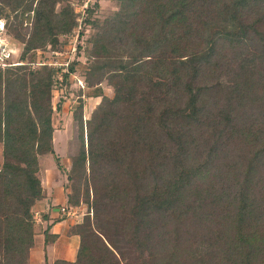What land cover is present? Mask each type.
Returning a JSON list of instances; mask_svg holds the SVG:
<instances>
[{"label": "trees", "instance_id": "trees-1", "mask_svg": "<svg viewBox=\"0 0 264 264\" xmlns=\"http://www.w3.org/2000/svg\"><path fill=\"white\" fill-rule=\"evenodd\" d=\"M81 13L73 0H0L24 42V62L0 66V264L30 263L40 155L62 166L55 82L61 71L69 85L79 60L35 54L61 49ZM91 14L84 76L101 98L87 117L83 96L73 104L66 201L87 211L68 231L76 259L53 264H264V0H119Z\"/></svg>", "mask_w": 264, "mask_h": 264}, {"label": "rangeland", "instance_id": "rangeland-1", "mask_svg": "<svg viewBox=\"0 0 264 264\" xmlns=\"http://www.w3.org/2000/svg\"><path fill=\"white\" fill-rule=\"evenodd\" d=\"M73 1L75 2L77 9L80 7L83 9L82 12H84L86 16H90L91 14L90 9L93 8L95 11L93 15L91 14L92 19L96 17L103 19L108 15L114 13V11L119 7V0H73ZM64 3L65 1L59 3L58 8H60ZM3 17H5L7 22L8 20L7 16L4 15ZM81 25L82 26L80 28L78 29L76 28L72 32L62 36V39L66 40L62 48L65 47V45L69 42L70 38H77V36L79 37L77 43L82 45V48L80 50L81 52L78 53L79 50L78 49L77 51L76 50L72 51V53L69 54L71 56L70 58L72 59V61L75 59L79 60V63L77 64V69L75 70V72L71 73L69 85L66 86L65 84H63L64 80L62 83L60 82L59 79L55 82L56 91L54 96V103L57 106L59 101H61V99L62 101H61V108L60 109L57 108L54 114V124L56 126V130L54 132V143H55L56 151L60 155V162L62 166H59V162L55 158L53 153H45L40 155V164H41L40 176L43 179L42 180L43 185H45L46 188L49 189L51 186L50 180L53 181L52 174L55 173L56 179L58 178L57 179L58 183L62 184L64 182L63 185L65 186V190H68V193L71 190V188H70V182L68 179L67 170L71 162V157H70L71 153L76 151L78 146V139L76 136V121L73 116V104H75V102L79 99L80 95L83 96L85 100L84 113H85V117H87L91 114V112L96 107L97 103L101 98V97H92L87 94L86 90L90 89L91 86H89L84 76V67L88 62V58L85 49H83L84 48L83 45L87 43L88 38L95 32L96 29L91 25H89L88 23L84 22V19ZM8 32L11 35L13 41L18 46L15 55L21 58V52L24 50V42H22L20 39H17L9 30ZM53 50L54 49L44 50L40 48L39 50L36 51L34 59H36L37 61L38 60H45L49 62L53 61L55 59ZM34 64L36 65V63ZM59 72L60 73H58V75L61 74V71ZM103 86L107 94L109 95L113 94L114 88L112 85H110L107 82V80L103 81ZM80 90H82L83 92L82 94L79 93ZM2 151H3V144L0 141V160H2L3 158ZM51 192H53V190H51ZM34 209H35V215L39 217V212L36 211L37 208L35 206ZM70 210L72 213L71 214L66 213V216L70 217V221H72L71 224L72 226L73 224L83 220L84 215L87 211V205L73 206L70 207L68 211ZM37 225L38 224H36V241H37L36 247H41V245L44 244L43 243L44 234H42L40 230H38L40 226L38 227ZM74 237L76 240H78L77 236Z\"/></svg>", "mask_w": 264, "mask_h": 264}, {"label": "crops", "instance_id": "crops-1", "mask_svg": "<svg viewBox=\"0 0 264 264\" xmlns=\"http://www.w3.org/2000/svg\"><path fill=\"white\" fill-rule=\"evenodd\" d=\"M52 176L53 181L50 180L51 178L49 179L50 191L43 185L45 186V196L39 199L35 205L36 211L39 212L37 226H40L38 230L44 234V244L41 247H36L37 241L35 239L29 264H53L54 260L59 257L69 260H75L77 257L80 237L77 234L68 233L72 221H70V217L66 216V211L62 210V206H66L68 190H65L64 182L58 183L55 173ZM49 224L51 225L50 231L57 233L58 236L54 241L46 242L44 229ZM74 236H77L78 240Z\"/></svg>", "mask_w": 264, "mask_h": 264}, {"label": "built area", "instance_id": "built-area-1", "mask_svg": "<svg viewBox=\"0 0 264 264\" xmlns=\"http://www.w3.org/2000/svg\"><path fill=\"white\" fill-rule=\"evenodd\" d=\"M80 11H82L83 9L80 7L78 8ZM85 13L82 12L80 17H79V22L80 24L78 25L77 29L80 28L82 25V21L85 17ZM75 30V29H74ZM78 36L77 38H70L69 42L65 45V47L61 48V49H54L53 53H54V60L53 61H48L50 64H53L54 66L59 67L60 69H67L68 66L71 64L72 59L70 58L71 56L69 55L70 53H72V51H77L78 47L80 44L77 43L78 40ZM17 44L13 41L11 35L8 32L7 29V24H6V19L3 16H0V66L2 67H7V66H13L16 64H20L23 63L24 60L20 59L18 56L15 55L16 50H17ZM39 50V49H38ZM61 58V59H60ZM45 62V60H38V62ZM60 73V72H59ZM60 80V82L62 83L64 80V74L61 72V74L58 75L57 80ZM83 84V83H81ZM85 86V85H82ZM62 210L66 211L67 214H71V210L68 211L66 209V206H62ZM38 212V211H37ZM36 212V214H37ZM36 220L39 221V217H37V215H35Z\"/></svg>", "mask_w": 264, "mask_h": 264}]
</instances>
